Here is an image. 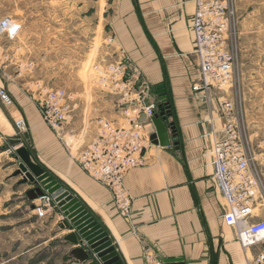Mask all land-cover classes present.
<instances>
[{"label": "crops", "instance_id": "1", "mask_svg": "<svg viewBox=\"0 0 264 264\" xmlns=\"http://www.w3.org/2000/svg\"><path fill=\"white\" fill-rule=\"evenodd\" d=\"M195 9V0H118L116 5L114 44L130 56L153 87L166 84L172 109L169 122L175 127L170 146L152 142L147 163L126 175L125 187L133 197L130 218L118 212L111 190L77 160L79 152L97 134L99 117L123 118L117 111L119 105L112 104L114 110L108 113L103 104L107 94L80 99L72 93V117L57 134L43 119L38 101L25 88L12 89V84L0 76V83L15 99L9 111L0 115L7 144L12 147L8 139L19 137L16 119L21 117L26 125L21 138L32 159L83 202L108 232L124 264H158L174 257H182L186 264H248V258L264 248V243L244 248L237 229L224 220L227 206L215 183L209 153L215 136L213 127L220 132L224 121L217 111L216 98L208 102L193 91V83L200 78L191 29ZM149 126L155 131L154 125ZM9 146L2 151L9 153ZM11 159L16 171L20 160L15 153H11ZM22 178L14 176L17 182ZM21 186L17 192L23 195L26 212L42 219L36 211L41 199L27 196L34 185ZM54 207L46 217H51L53 237L37 245L58 241L69 262L89 264L72 255L78 246L65 237L74 230L61 227L65 216L56 202Z\"/></svg>", "mask_w": 264, "mask_h": 264}, {"label": "rangeland", "instance_id": "2", "mask_svg": "<svg viewBox=\"0 0 264 264\" xmlns=\"http://www.w3.org/2000/svg\"><path fill=\"white\" fill-rule=\"evenodd\" d=\"M117 2L0 0V20L10 17L20 25L13 37L0 34L2 81L11 83L12 89L25 88L38 106L40 99L58 88L78 94L80 99L107 94L103 103L107 112L113 111L111 105L117 103V111H122L125 118L126 110L135 103L129 97L130 81L140 90L149 85L150 95L156 94V87L114 44L112 19ZM227 43L235 58L234 86L227 91L213 90L211 98H216V107L221 97L234 101L235 114L253 159L252 168L264 189V0H233ZM118 62L124 66L121 81L128 86L115 93L112 81H116V73L109 66ZM2 88L15 102L7 86L0 83ZM9 107L12 105H5L0 98V115ZM140 120L148 121L143 112ZM16 130L17 136L22 137L26 125L22 129L16 126ZM7 146L0 128V264H72L58 241L37 245L53 237L51 217L46 218L47 213L42 220L26 212L21 202L23 195L17 192L22 184L13 175L16 163L11 153L15 148L9 146V153L3 152ZM261 204L255 213L264 217V202ZM53 208L48 206L50 211Z\"/></svg>", "mask_w": 264, "mask_h": 264}, {"label": "built area", "instance_id": "3", "mask_svg": "<svg viewBox=\"0 0 264 264\" xmlns=\"http://www.w3.org/2000/svg\"><path fill=\"white\" fill-rule=\"evenodd\" d=\"M195 2L191 29L194 33V53L199 62L200 78L193 83V91L198 97L212 102L213 90L227 91L234 86L235 58L227 43L233 0ZM19 28L20 25L10 17L0 20V34L13 37ZM109 67L116 73V81H112L115 85L113 90L120 93L124 86H128L121 81L124 66L118 62ZM129 87V97L135 103L126 110V117L121 120L99 117L96 120L97 134L77 156L83 169L111 190L115 207L126 218L132 215L133 197L124 181L131 170L147 163V150L152 143L151 135L154 131L149 125H153L152 118L159 112V99L157 94H149V85L140 90L134 88V82L130 81ZM0 98L7 106L14 104L4 88L0 89ZM140 100L141 105L138 104ZM39 107L43 119L57 134H61L72 117L75 104L72 93L58 88L40 99ZM217 111L224 125L220 132L214 127L212 131L215 136L209 153L214 166L213 177L226 202L225 222L237 229L238 239L244 248L250 249L264 243V217L255 213V209L262 206L261 201L264 202V189L257 172L252 168L253 159L235 114L234 101L221 97ZM141 112L145 114L147 122L140 120ZM16 126L22 129L25 126L24 120L22 119L21 124L16 122ZM40 199L36 211L43 218L47 216L48 206L53 208L55 201L48 194ZM248 264H264V248L249 257Z\"/></svg>", "mask_w": 264, "mask_h": 264}, {"label": "water", "instance_id": "4", "mask_svg": "<svg viewBox=\"0 0 264 264\" xmlns=\"http://www.w3.org/2000/svg\"><path fill=\"white\" fill-rule=\"evenodd\" d=\"M156 94L159 97V112L152 118L155 131L151 141L161 146H170L175 127L169 122L170 103L165 83L156 86ZM25 136L28 138L29 134L26 132ZM8 142L15 148L16 157L20 160L14 176H23L20 184L34 185V188L27 191L29 199L50 195L65 216L61 227L74 230L65 237L78 246L72 250V255L81 262L90 261L89 264H124L104 226L74 193L32 159L28 147L23 144V138H9ZM164 263L186 264L182 257L166 258Z\"/></svg>", "mask_w": 264, "mask_h": 264}, {"label": "bare ground", "instance_id": "5", "mask_svg": "<svg viewBox=\"0 0 264 264\" xmlns=\"http://www.w3.org/2000/svg\"><path fill=\"white\" fill-rule=\"evenodd\" d=\"M195 12V11H194ZM17 23V22H16ZM18 24V23H17ZM13 29H15V27L13 26ZM67 93H69V92H67ZM16 122L18 123V124H21V122H22V118H20V119H18V120H16Z\"/></svg>", "mask_w": 264, "mask_h": 264}, {"label": "trees", "instance_id": "6", "mask_svg": "<svg viewBox=\"0 0 264 264\" xmlns=\"http://www.w3.org/2000/svg\"><path fill=\"white\" fill-rule=\"evenodd\" d=\"M168 112L171 113L172 112V109L171 107L168 108ZM171 115V114H170Z\"/></svg>", "mask_w": 264, "mask_h": 264}, {"label": "flooded vegetation", "instance_id": "7", "mask_svg": "<svg viewBox=\"0 0 264 264\" xmlns=\"http://www.w3.org/2000/svg\"><path fill=\"white\" fill-rule=\"evenodd\" d=\"M168 114H169V112H168Z\"/></svg>", "mask_w": 264, "mask_h": 264}]
</instances>
